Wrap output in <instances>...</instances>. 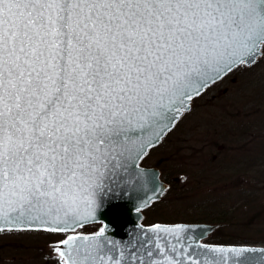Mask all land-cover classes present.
<instances>
[{
	"label": "snow or ice",
	"instance_id": "snow-or-ice-1",
	"mask_svg": "<svg viewBox=\"0 0 264 264\" xmlns=\"http://www.w3.org/2000/svg\"><path fill=\"white\" fill-rule=\"evenodd\" d=\"M260 60L264 0H0V234L56 237V264H244L180 225L90 222L187 102Z\"/></svg>",
	"mask_w": 264,
	"mask_h": 264
},
{
	"label": "rangeland",
	"instance_id": "rangeland-1",
	"mask_svg": "<svg viewBox=\"0 0 264 264\" xmlns=\"http://www.w3.org/2000/svg\"><path fill=\"white\" fill-rule=\"evenodd\" d=\"M262 116L264 60L223 75L195 97L139 162L157 168L160 180L169 184L159 200L141 211L142 223H202L183 220L194 215L197 204L222 202L230 208V223L218 226L202 243L264 247ZM222 166L225 173L216 175ZM203 169L208 172L204 176ZM54 239L37 232L0 234V264H56L49 248Z\"/></svg>",
	"mask_w": 264,
	"mask_h": 264
},
{
	"label": "water",
	"instance_id": "water-1",
	"mask_svg": "<svg viewBox=\"0 0 264 264\" xmlns=\"http://www.w3.org/2000/svg\"><path fill=\"white\" fill-rule=\"evenodd\" d=\"M187 103L188 107L181 110L177 116L176 122L184 112L190 109L191 101ZM175 123L170 126V129H172ZM170 129L164 130L163 135L156 145ZM139 162L140 160L131 162L134 166L129 167L127 172L124 173V179L119 181L116 185H113L111 192H107V198L113 200L111 206L98 214L97 221L90 222V224L100 222L102 226H106L108 228V234L114 241L126 242L131 238L130 234L134 235L140 226H145L141 223L143 218L141 210L146 208L142 207L143 202L151 197V200L148 202L149 206L151 202L159 200L168 188V184L160 180V173L157 168H144L139 165ZM161 189H163V191H161ZM138 208L140 209L139 211L137 210ZM155 224L161 226L180 225L189 229L190 231L181 233L180 235L188 236L190 242L195 241L197 244V251H200L199 245L204 244L202 240L217 228V225L206 223ZM0 227H8V225L0 221ZM161 235L164 237L165 241L175 240V236L173 235L167 233H162ZM216 246L246 249L239 258L244 261V264H264V247L247 245ZM113 254L119 255V252L117 251ZM109 264H111V262H109ZM229 264H232L231 260Z\"/></svg>",
	"mask_w": 264,
	"mask_h": 264
},
{
	"label": "trees",
	"instance_id": "trees-1",
	"mask_svg": "<svg viewBox=\"0 0 264 264\" xmlns=\"http://www.w3.org/2000/svg\"><path fill=\"white\" fill-rule=\"evenodd\" d=\"M264 116H262V125L263 126L262 128H264ZM261 124V123H260ZM251 167V166H250ZM212 169V168H210ZM207 170V169H206ZM206 170L203 169L202 171V176L206 175ZM225 168L222 166V167H218L217 168V173L216 175H219L221 176V174L225 173ZM248 171H251L250 169L247 170V173ZM258 172V170H257ZM174 183V182H172ZM211 204V205H209ZM209 207H206V204L205 203H202V205H195L193 206L194 209H195V212H194V215L189 219V220H183V221H191V222H204V223H211V224H217L219 226H224L225 224L227 223H230V220H231V215H230V208L225 206V205H222V202L221 203H210L209 202ZM221 207V208H219ZM207 208H211L214 210V212H210L207 210ZM145 219L148 221V218L145 217ZM149 223V222H148ZM150 224V223H149ZM221 243H228V242H218V244H221Z\"/></svg>",
	"mask_w": 264,
	"mask_h": 264
},
{
	"label": "bare ground",
	"instance_id": "bare-ground-1",
	"mask_svg": "<svg viewBox=\"0 0 264 264\" xmlns=\"http://www.w3.org/2000/svg\"><path fill=\"white\" fill-rule=\"evenodd\" d=\"M159 143H160V142H159ZM159 143H158V144H159ZM142 210H143V209H142ZM142 210H141V211H142ZM142 215H143V213H142ZM143 218H144V216H143ZM143 218H142V220H143ZM142 220H141V221H142Z\"/></svg>",
	"mask_w": 264,
	"mask_h": 264
}]
</instances>
